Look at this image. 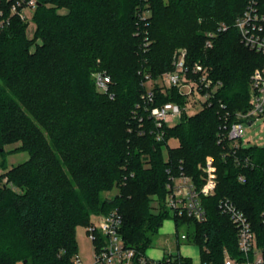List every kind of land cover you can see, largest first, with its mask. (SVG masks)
I'll return each instance as SVG.
<instances>
[{
  "label": "trees",
  "instance_id": "obj_1",
  "mask_svg": "<svg viewBox=\"0 0 264 264\" xmlns=\"http://www.w3.org/2000/svg\"><path fill=\"white\" fill-rule=\"evenodd\" d=\"M38 2L32 37L28 19L18 15L0 31V168L7 167L8 145L20 143L12 152L29 153L0 175V264H71L77 226L112 211L121 214L122 237L139 254L173 219L178 246L179 232L192 226L184 240L200 247L201 263L223 264L225 249L241 259L236 229L218 209L222 198L245 212L264 252V147L238 152L254 165L243 169L218 138L223 116L232 120L250 108V78L264 63L234 25L246 0ZM180 49L190 74L201 64L221 87L211 106L165 125L158 141L142 97L154 92L150 108L186 104L163 81ZM96 72L110 77L108 92L97 89ZM146 76L152 85H144ZM209 157L218 186L204 199L206 222L173 215L165 206L169 171L201 183Z\"/></svg>",
  "mask_w": 264,
  "mask_h": 264
},
{
  "label": "built area",
  "instance_id": "obj_2",
  "mask_svg": "<svg viewBox=\"0 0 264 264\" xmlns=\"http://www.w3.org/2000/svg\"><path fill=\"white\" fill-rule=\"evenodd\" d=\"M0 0V31L10 25L11 17L18 15L26 20V11H34L38 7V0H6L1 5ZM8 10V15H7ZM235 28L240 34L245 47L264 58V0H246L243 12L235 21ZM220 30H226L222 27ZM212 36V35H210ZM210 46V43L207 44ZM174 70L165 74L163 81L166 88H177L185 97L186 104L180 106L176 103H167L163 106L151 107L155 94L150 89L143 95L144 104L156 129V139L162 141L165 137V125H174L179 122L182 115L187 113V103L191 99L200 98L202 107L211 106L221 83H215L210 78V71L201 64H196L190 74L186 65V51L175 55ZM94 80L97 89L106 93L109 90L110 77L105 72H96ZM151 76H146L144 85H152ZM264 117V63L257 68L250 78V108L246 112H238L232 120L229 115L223 116L218 134L219 143L227 144V154L234 157L236 164L243 169H250L254 165L249 157L242 155L243 148H247L244 141L245 125ZM202 181H196L184 171L171 173L166 184L165 206L175 216H186L198 223L207 220L204 199L215 196L218 180L217 170L213 158H207L201 167ZM1 175V173H0ZM241 183L246 182V176H239ZM6 182L4 179L1 183ZM219 211L229 218L237 232L238 251L241 259L231 256L227 249L223 252V264H264V252L258 246L257 236L252 224L243 210L230 198H222L218 202ZM261 223L264 225V209L261 212ZM123 218L117 211L103 214L92 219L87 226V235L94 246V258L86 263L76 254L71 264H181L179 255H168L163 259H149L146 253L139 254L134 248L127 246L121 228ZM182 239H186L182 235ZM207 264V263H200Z\"/></svg>",
  "mask_w": 264,
  "mask_h": 264
},
{
  "label": "rangeland",
  "instance_id": "obj_3",
  "mask_svg": "<svg viewBox=\"0 0 264 264\" xmlns=\"http://www.w3.org/2000/svg\"><path fill=\"white\" fill-rule=\"evenodd\" d=\"M26 16L29 21L27 34L29 37H32L35 31V24L33 21L34 11H26ZM184 49L177 50L175 55ZM259 68V67H258ZM257 69V68H256ZM200 100V98H199ZM198 99H191L187 103V115L192 116L201 111L202 104ZM177 123V122H176ZM244 143L247 147L259 146L264 147V117L256 121L253 126L245 125V134H244ZM177 141H171V146H176ZM20 146V143H15L8 145L6 151L9 152L6 156V169L0 168V173H4L5 170L10 169L12 166L22 163L29 158V153L26 151H15L12 152L16 147ZM3 160L0 159V162ZM117 193V190H113L112 193H106L105 197H110ZM155 210L158 208V204L154 205ZM174 223L173 219H168L165 221L163 227L160 230L159 238L155 243L146 251V256L149 259H158L161 255L170 254L178 252L180 250L181 254L184 257L192 258L196 264H200V247L196 244H193L192 241L183 240L182 235L189 234L192 235L193 228H182L179 232L181 245L178 250L177 242V233L170 225ZM182 239V240H181ZM76 248L77 254L82 258L86 263H91L94 256V246L93 243L89 240L87 235V226L79 225L76 228ZM23 264V263H18Z\"/></svg>",
  "mask_w": 264,
  "mask_h": 264
},
{
  "label": "crops",
  "instance_id": "obj_4",
  "mask_svg": "<svg viewBox=\"0 0 264 264\" xmlns=\"http://www.w3.org/2000/svg\"><path fill=\"white\" fill-rule=\"evenodd\" d=\"M165 223V222H164ZM164 225V224H163ZM172 227H173V229L175 230V232H176V225H175V222L173 223H171L170 224ZM163 227V226H162ZM161 230V229H160ZM177 242H178V238H177ZM178 245V244H177ZM179 248H180V246H178V250H179ZM172 254H177V255H179V256H181V257H183V258H188V259H190L194 264H196V262L192 259V258H189V257H184V255H182L181 254V252H180V250L178 251V252H174V253H170V254H167V255H165V254H163V255H161L157 260H160V259H163V258H165L166 256H168V255H172ZM199 263H201V250H200V259H199ZM198 264V263H197Z\"/></svg>",
  "mask_w": 264,
  "mask_h": 264
},
{
  "label": "water",
  "instance_id": "obj_5",
  "mask_svg": "<svg viewBox=\"0 0 264 264\" xmlns=\"http://www.w3.org/2000/svg\"><path fill=\"white\" fill-rule=\"evenodd\" d=\"M248 124H249V125H251V124H252V122H249Z\"/></svg>",
  "mask_w": 264,
  "mask_h": 264
}]
</instances>
